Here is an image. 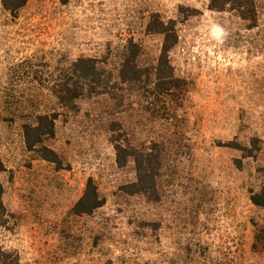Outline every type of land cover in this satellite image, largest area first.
<instances>
[{"label": "rangeland", "instance_id": "374dc122", "mask_svg": "<svg viewBox=\"0 0 264 264\" xmlns=\"http://www.w3.org/2000/svg\"><path fill=\"white\" fill-rule=\"evenodd\" d=\"M209 4L28 0L14 18L0 0V157L7 168L0 174L7 212L0 248L23 264H264V241L257 239L264 209L251 202L264 166V0L252 30ZM180 6L198 12L183 22ZM153 14L178 20L172 60L189 90L175 110L185 120L177 132L185 134L178 143L187 156L176 164L167 143L160 202L124 192L136 180L134 163L120 168L111 143L114 121L138 147L153 136L169 137L139 110L144 96L130 93L122 106L85 100L73 112L51 93L60 68L81 58L103 60L111 47L107 67L114 70L129 41L142 46L143 66L155 64L163 38L147 32ZM214 27L223 29L221 38ZM53 112L59 114L56 136L46 144L60 166L30 151L23 130L37 114ZM168 131L176 141L174 129ZM232 142L253 149L254 157ZM89 179L106 204L94 215H75Z\"/></svg>", "mask_w": 264, "mask_h": 264}, {"label": "trees", "instance_id": "16d2710c", "mask_svg": "<svg viewBox=\"0 0 264 264\" xmlns=\"http://www.w3.org/2000/svg\"><path fill=\"white\" fill-rule=\"evenodd\" d=\"M27 3L28 0H2L5 10L14 18L18 17ZM257 3L258 0H210L209 9L219 13H232L242 20L247 29L252 30L258 27ZM197 12L195 9L180 6V21L186 22L187 17L190 18ZM150 20L148 34L163 38L160 55L155 64L143 66L140 62L143 55L142 46L135 41H129L120 51L121 62L114 70L107 67L112 56L111 47L107 48L103 60L88 57L69 62L59 69L58 82L52 86L51 93L63 109L73 112H79V103L85 100L103 98L107 104L113 101L117 106H122L128 94L141 93L146 102L142 101L139 110L149 117V122L157 127L160 133L165 130L169 137L162 135L158 139L153 136L138 147L130 143L125 136L122 122L114 121L110 123L114 133L111 143L115 148L120 168H126L130 161L134 163L136 180L124 186V192L132 197L160 202L163 195L161 169L165 167L167 156L171 154L166 150L167 143L170 142V146H174L175 154H172L176 164L180 165L183 157L187 156L179 149L178 143V140H185V134L180 131L179 135V131L177 132L185 125V120L179 121L175 110L181 108L180 103L186 98L189 90L187 81L177 76L172 60V53L179 41L178 20L165 22L160 14H153ZM170 112H173L172 116L168 115ZM110 115L115 116L116 113L111 112ZM58 118V112L37 114L34 121L24 123L23 130L30 151L38 152L42 159L60 166L62 162L58 153L46 144L56 136ZM171 129H174L172 133L175 134L176 141L168 134ZM229 146L242 151L246 157H254L253 149H259L258 141L254 143L253 149L239 142H232ZM238 165L241 168L240 162ZM6 171L7 168L0 157V174ZM258 171L262 182L259 189L251 191V202L264 209V166L258 168ZM3 194L4 189L0 182V226L5 223L4 216L7 213L2 202ZM105 204L106 198L99 192L97 183L89 179L83 196L73 208V213L91 216ZM258 238L264 241V228L260 229ZM0 264L23 263L15 253L0 248Z\"/></svg>", "mask_w": 264, "mask_h": 264}, {"label": "water", "instance_id": "95a60500", "mask_svg": "<svg viewBox=\"0 0 264 264\" xmlns=\"http://www.w3.org/2000/svg\"><path fill=\"white\" fill-rule=\"evenodd\" d=\"M213 35L217 38H221L224 35V31L220 27H214L213 28Z\"/></svg>", "mask_w": 264, "mask_h": 264}]
</instances>
